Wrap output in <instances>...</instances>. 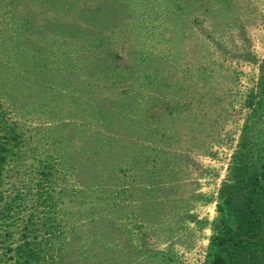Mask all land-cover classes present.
<instances>
[{
	"label": "rangeland",
	"instance_id": "rangeland-1",
	"mask_svg": "<svg viewBox=\"0 0 264 264\" xmlns=\"http://www.w3.org/2000/svg\"><path fill=\"white\" fill-rule=\"evenodd\" d=\"M4 131L0 204L55 264H210L264 174V0H0Z\"/></svg>",
	"mask_w": 264,
	"mask_h": 264
},
{
	"label": "trees",
	"instance_id": "trees-1",
	"mask_svg": "<svg viewBox=\"0 0 264 264\" xmlns=\"http://www.w3.org/2000/svg\"><path fill=\"white\" fill-rule=\"evenodd\" d=\"M3 133L0 171L14 145ZM15 205L0 204V264H55L51 222L45 219L41 230L29 219L15 224L10 218ZM218 211L220 229L211 239L210 264H264V174L236 179Z\"/></svg>",
	"mask_w": 264,
	"mask_h": 264
}]
</instances>
